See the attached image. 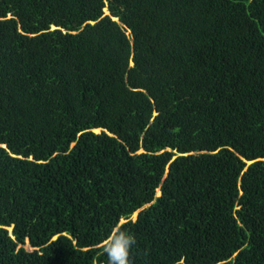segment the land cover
<instances>
[{"label":"trees","instance_id":"trees-1","mask_svg":"<svg viewBox=\"0 0 264 264\" xmlns=\"http://www.w3.org/2000/svg\"><path fill=\"white\" fill-rule=\"evenodd\" d=\"M122 229L130 264H264V0H0V264Z\"/></svg>","mask_w":264,"mask_h":264},{"label":"clouds","instance_id":"clouds-1","mask_svg":"<svg viewBox=\"0 0 264 264\" xmlns=\"http://www.w3.org/2000/svg\"><path fill=\"white\" fill-rule=\"evenodd\" d=\"M134 244V236L127 230H120L112 240L103 245L107 264H130L129 251Z\"/></svg>","mask_w":264,"mask_h":264},{"label":"rangeland","instance_id":"rangeland-1","mask_svg":"<svg viewBox=\"0 0 264 264\" xmlns=\"http://www.w3.org/2000/svg\"><path fill=\"white\" fill-rule=\"evenodd\" d=\"M106 12H107V10L105 9V13H106ZM94 130H95V129H94ZM96 132H98V129H97ZM158 193H159V192H157V194H158ZM136 215H137V212L134 213V214L131 216V218H132V219H135ZM25 247L28 248V249H30V247H29L27 244H25Z\"/></svg>","mask_w":264,"mask_h":264},{"label":"bare ground","instance_id":"bare-ground-1","mask_svg":"<svg viewBox=\"0 0 264 264\" xmlns=\"http://www.w3.org/2000/svg\"><path fill=\"white\" fill-rule=\"evenodd\" d=\"M94 131H97V129H95Z\"/></svg>","mask_w":264,"mask_h":264},{"label":"crops","instance_id":"crops-1","mask_svg":"<svg viewBox=\"0 0 264 264\" xmlns=\"http://www.w3.org/2000/svg\"><path fill=\"white\" fill-rule=\"evenodd\" d=\"M157 192H158V190H157Z\"/></svg>","mask_w":264,"mask_h":264},{"label":"water","instance_id":"water-1","mask_svg":"<svg viewBox=\"0 0 264 264\" xmlns=\"http://www.w3.org/2000/svg\"><path fill=\"white\" fill-rule=\"evenodd\" d=\"M99 131V130H98Z\"/></svg>","mask_w":264,"mask_h":264}]
</instances>
